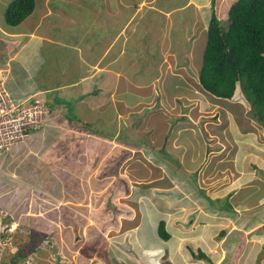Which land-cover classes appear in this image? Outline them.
Instances as JSON below:
<instances>
[{"label":"crops","instance_id":"0c3cea01","mask_svg":"<svg viewBox=\"0 0 264 264\" xmlns=\"http://www.w3.org/2000/svg\"><path fill=\"white\" fill-rule=\"evenodd\" d=\"M62 1H67L65 16L63 4L58 3L52 7V4L48 5V0H41V5L38 7V0H36L32 14L20 24L11 26L5 21V11L12 0H0V69L7 75V85L16 97L37 94L51 107L48 123L44 128L34 132L24 144L16 145L0 155V168H2L0 172L3 173L0 174V201H2L0 223H2L1 220L7 222L9 219H14L15 221L25 213L27 216L30 214L35 216L34 223L39 228L54 226L59 222L63 227L76 226L74 231L79 234L83 233L86 226L87 233L93 238L87 241L82 237L80 243L79 240H75L73 235V242L76 244L78 254L75 256L76 264H106L107 261L108 264H113L115 261H119L117 258H127L128 256H131L128 258H132L134 255H129L126 249L131 250L132 253L139 252V254L144 253L143 251L153 252L157 249L165 251L166 245L157 241L156 236H150L147 232V221L152 222L153 216L157 213L163 214L164 212L167 219L171 214V207L168 206L169 200L165 198V195L170 190L171 186L169 185L173 183L167 184L165 179L175 178L179 175L182 182L187 178L182 175L181 170L177 169L176 172L172 173L165 163V160L168 161L166 156L160 155L168 154L169 147L177 146L173 144L175 141H181L186 147L187 144L182 137L179 139L183 133L179 134L177 128L180 121L176 114L180 107L177 103L183 104L185 98L188 103L191 97L183 93H175V101L166 103L167 108L161 110L163 116L161 120L159 118L155 121L156 127L153 124L148 125V118L145 121L147 122L145 126L136 125V118L130 117L132 115L131 109L139 103L137 106L139 111H146L148 117L155 116V112L158 107H161L162 102L161 96L156 100L157 94L161 93L160 90H164L168 76L172 77L167 69L171 57L165 54L168 53L165 52L166 49L170 48V45H176L182 41H189L190 45L197 44V36L189 35L187 40V37H176L173 30L178 24L181 25L179 18L186 17L187 8L191 7L200 20L198 32L206 31L211 16L212 0H182V3L174 4L175 8L170 9V12L161 10L163 7L171 5L169 0H154L153 3L149 0ZM155 2L159 5L163 4L160 6L161 9L157 10L158 12ZM208 5L210 8H207ZM160 13L173 17L172 20L169 17L164 23L167 25L166 30L162 25L156 31L154 30L155 24H159L161 17L164 16ZM157 14L160 16L156 17ZM200 14L204 20L207 19L206 22L204 21L205 26ZM55 15L60 17V21L55 18ZM175 18L177 19L175 20ZM171 27L173 28L171 29ZM101 28L104 30L102 34ZM149 36L161 39L160 45H154L155 43L153 44L152 41L148 40ZM178 47V49L187 48L182 45H178ZM129 53L132 54L131 64L135 67L138 66L136 70L140 74L136 78L139 81L138 85L127 77L128 72L123 67L127 64L125 60L128 59ZM184 53L179 56L178 66L185 65L184 62L188 64V61L183 59L186 57ZM189 56L190 54L187 55V57ZM190 65L191 68L192 66L196 67L194 62H190ZM193 70L198 77L199 69ZM175 81L179 88L180 83ZM131 85L142 90L141 101L138 97V101L135 103L123 100L125 92L131 90ZM188 85L191 89L193 88L197 95L205 97L201 89L198 91L195 90L193 84L189 83ZM149 88L153 90L157 88V94L153 95L152 98L150 95L154 91ZM162 97L164 96L162 95ZM206 98L208 99V97ZM57 99L60 100L57 101ZM156 101L160 103L156 105ZM172 103H176V109H170L169 105ZM233 114L236 117V113L233 112ZM170 120L172 121L171 125L169 124ZM185 120L187 119L185 118ZM66 126L70 130V135L62 138L61 130ZM167 126L170 130H174V133L165 135L163 128L167 130ZM254 127L246 126L238 129L241 133L238 134V140L241 142L240 147L237 148L239 152L236 153V151V154H233L232 151L227 157V164L228 166L239 164L240 169L237 170L238 173L232 169L233 176L229 181L223 183L222 190L214 192V184L212 185L213 195L210 196L215 200L214 204H217H211L209 200L195 192L198 207L202 205L198 209L200 216H198L199 220L197 221L205 225L206 231L202 233L203 230H198V234H193L192 239H189L188 232V235L186 233L180 234L181 238L177 237V239H182L180 245L191 240L195 247L200 248L210 259L213 258L212 250H206L204 247L206 243L212 242V240L207 239L209 232L207 228L210 227L208 221L210 218L225 217V221L222 223L215 219L219 222H215L217 225L215 230L220 232L219 254L222 256V262L264 264V128L261 129L263 131L261 135L257 132V126ZM77 131H81L83 134L78 133L80 134L78 136ZM87 132L92 137L88 138V141H91L90 151L96 153V158L99 159L96 162L89 161L91 162L90 166L106 165L108 161L111 162L109 170L118 172L116 162L118 157L111 155L110 150H107L109 147L106 148L104 143L119 141V143L130 146L135 151L139 145H145V151L148 153H146V157H149L152 166L149 167L155 170V179L147 180L145 185L135 184L133 186L135 188L129 190L131 194L134 191L132 200L122 197L123 193L129 194L130 192L113 190L114 195L121 197V211L118 213L121 215L125 211L124 213L131 222L124 230V235L117 240H110L109 236L102 232L100 225L105 224L99 221L108 215H115L113 210L116 209V203H113L115 199H112L111 195L107 197L110 201L109 208L108 206L103 207V209L102 207L95 208L93 204H86L76 207L73 212L63 211L64 209L67 210L66 207H63L64 203L75 197L73 196L75 187L67 186L62 189L60 182L62 176H57L60 173L55 172L57 170L56 164L62 157L59 152L63 149L60 147H65V144L71 147V149L68 147L67 157L71 160L70 163L74 162L76 169H69L67 176H72L75 174V170L79 172V167L73 160L74 156L80 158V162H83L85 157L84 154H81L82 152L77 151L75 145L80 146L85 138L89 137ZM94 135L95 138H93ZM136 137L144 138L145 142H137ZM237 144L239 145V143ZM102 147L106 150L104 152H108V154L103 155L101 153ZM172 149L174 148L172 147ZM70 150H73L72 154H70ZM179 150L180 148L173 151ZM74 152L79 154L76 155ZM181 152L186 154L187 162H184L186 163V165L184 164L186 170L194 172L206 168V162L205 164L200 162L203 159L207 161V150L203 151V145L201 151L194 153V157L189 154V150L179 151V153ZM190 156L191 158H189ZM181 163L183 164V162ZM188 163L194 164L188 166ZM93 171L86 172L83 167L80 169L82 176L87 178L90 176L96 178V175L92 176L91 174ZM118 176H123L122 172H112L110 175L107 173L99 174V177L104 179L117 178ZM197 180L199 182L198 177ZM105 185L106 183L104 184L100 180H94L91 183L84 182L82 187L78 185L81 192L77 194L85 197L90 193V190L95 194L96 192L101 193L98 191L105 189ZM184 189H187V184L174 191L178 195L177 198L183 195ZM155 190H157L158 195L155 194ZM21 194L29 196L28 203L23 210L15 211L16 205L9 203L10 198ZM208 194L211 193L208 192ZM225 198L231 201L234 211L223 209L220 211L218 200ZM41 199L47 201L45 205L41 203ZM145 200L150 201V207L143 205ZM152 200L156 202V205L151 202ZM183 203L184 207L187 200ZM167 219L163 220L166 221L167 229L171 233L169 238L171 240L173 234L169 230ZM80 226L82 227L80 228ZM212 228L214 229V226ZM69 230L66 229V242L60 245L63 248L61 256H65L70 260L71 263L69 264H73L69 243L72 241L71 235L74 231L73 228L70 232ZM248 232L263 235V237L258 241L257 237L252 239L247 236ZM144 239H150L152 244L143 246L142 241ZM197 239L201 241L196 242ZM108 241L128 243L130 246L128 248L118 247V245L111 247L106 243L107 250L103 249V245H105L103 242ZM228 242H230V248L227 247ZM88 243L89 245H87ZM198 243L200 246H197ZM192 244L190 246L194 254L195 247ZM112 248L114 255H112Z\"/></svg>","mask_w":264,"mask_h":264},{"label":"rangeland","instance_id":"374dc122","mask_svg":"<svg viewBox=\"0 0 264 264\" xmlns=\"http://www.w3.org/2000/svg\"><path fill=\"white\" fill-rule=\"evenodd\" d=\"M48 1H49L48 5L52 4V7L56 6L58 3L63 4L65 7L63 9L64 16L66 15L65 10L67 6V1H62V0H48ZM149 1H151V3L154 2V0H149ZM213 1H214V6L217 8V12L219 14V19L221 20V24L224 26H228L229 8L237 0H213ZM182 2H183L182 0H169V3L171 5L168 7H163L162 9L160 8V6H162L163 4L159 5L157 2H155L157 3L155 4L157 7L156 11L157 10L159 11L161 9L162 11L170 12V9L175 8L174 4H178ZM39 5H41V0H38V7ZM207 8H210V6L208 5ZM186 11H187L186 17L179 18L180 19L179 23H181V25L178 24L177 26H175L173 33H175L176 37L178 36L183 37V38L187 37V40L189 38V35L197 36V40H196L197 44L195 43V45H190L189 41L188 42L182 41L176 45L172 44L169 46L170 48L166 49L165 52H168V53H165V54L168 55V57L169 56L171 57L169 61L170 64L167 66V69L170 71L169 73L172 74V77L168 76L167 85L164 87L163 91L160 90L161 93L157 94V88L156 90L149 88L154 91V92L150 91L153 93L152 95H150L151 98L153 95L157 94L156 100H158V97L161 96L160 97V100L162 101L160 104L161 107L157 108V111L155 112V116L148 117L146 111L141 112L137 109V106L139 104L138 103L131 109L132 115H130L132 119L138 118V120L135 119V124L138 126H145V124L147 123L145 122L147 118L149 119L148 125L153 124L155 126V121L159 118L161 120V117L163 116L162 115L163 111L161 110H163V108H167L166 103L170 101H173V102L175 101V93H179V94L183 93L191 97L189 98V101L187 100L188 103L186 102V98L184 99L185 102L183 104H181V102L177 103L179 104L178 106L180 107L178 109V113L176 114L178 115V117L180 118L179 120L181 121V122L179 121L177 128L179 130V134L183 133L181 134L179 139L182 137V139L187 144L186 147H184L181 141H175L173 144H176L177 146H172L174 149H172V147H169L168 154L166 153L164 155L159 154L162 157L166 156V159L168 161L164 159L165 163L170 168L172 173L176 172V170L178 169L179 171L181 170L182 175L186 176L187 178L185 181L183 180L182 182L179 179V175L175 178L165 179V182H167V184H171V182L173 183L169 185L171 186L170 190H168L167 194L165 195V198L169 200L168 206L170 205L171 207V214L167 219V215L164 212L163 214L157 213L155 216H153V220H152L153 223L150 221H147V230H148L147 232L150 234V236H153V235L156 236L158 238L157 241H160V243L161 242L164 243L167 249H165V251L157 249V250H154L155 252L154 251L153 252L143 251L144 253H140V254L139 252L132 253L131 250L126 249L129 255H134L136 257L133 256L132 257L133 259L128 258L131 256H128L127 258H117L120 262L115 261L113 264H138L137 262H139L140 264H223V263L231 264V261H229V263L222 262V256L219 254V251H220L219 233L220 232L219 230L217 231L215 230V227H217L215 223L217 222L216 220L222 223L223 221H225L224 220L225 217L215 218L216 220L213 218H210L208 221V226L210 227L207 228V230L209 231L207 235V239L212 240V242L206 243L204 247L206 250L207 249L209 251L212 250L213 252L212 254L213 258L210 259L209 257L210 260H207V258L204 256H198L201 250L200 248L195 247V245L191 243L192 242L191 240H188V242H185L180 245L181 240H182L180 239L181 238L180 234H183V233L187 234L188 232L190 236L189 239H192L191 237L193 236V234L195 235L198 234V230H203L202 233L206 231L205 225H203L202 222L200 223L199 221H197L199 220L198 216H200V211H198V209H200L202 205L198 207V199L195 197V192L201 195L203 198L209 200L211 204L216 205L217 203L214 204L215 200L211 198L210 196V195H213L212 185L214 184V192L220 189L222 190V186H224L223 183L226 181H229L230 178H232L233 176L231 173L232 169H234L235 173H238L237 170L240 169L239 164L236 166L234 164L228 166L227 164L228 155H230L232 151H233V154H236L239 152V149L237 150V148L240 147L241 142L240 140H238L239 139L238 134H241V133L239 132L238 129L239 128L241 129V127H246V126L254 127L256 125L257 132H259L262 135L263 127L259 122L256 121L255 117L253 116L251 112V106L245 100L243 93L240 92L241 89L239 85H238V89H236L235 91L232 101L240 102V103L242 102L245 105V110H244L245 116H243L242 118L238 117L237 115L235 117L233 112L230 109H228L225 105H222L219 102L212 103L213 100L211 98L207 99L206 98L207 96L200 97L199 95L196 94L193 88L191 89L190 86L188 85L189 83H191L193 84V87L195 88V90L196 89L198 91L200 90L198 77L196 76V73L194 72L193 69L198 68L200 70V66L203 60V50H204V46L207 40V32L205 30H202L203 33L198 32V29L200 27V20H198L197 15L195 14L194 11H192L191 7L187 8ZM160 14H163V13H160ZM163 15L164 16L161 17L159 24L157 25L155 24L154 30L157 31L158 27L162 25H163L162 27L164 28V30H166L167 25H164V23L169 19L170 16H167L166 14H163ZM159 16L157 14L156 17H159ZM172 17L173 16L171 15L170 17L171 20H172ZM55 18L58 21H60L59 16L55 15ZM200 18L203 20V24L207 21L206 18L204 20V17L202 15L200 16ZM176 19L177 18H175V20ZM151 22H152V19H151ZM172 28L173 27H171V29ZM103 31H104L103 28H101V34L103 33ZM148 38H149L148 40L152 41L153 44L155 43L154 45H160L161 43V39L157 37L152 38L149 36ZM178 45L186 46L187 48L178 49L179 48ZM182 53L186 55V57H184L183 59L187 60L188 64H186L187 62H184L183 64L185 65L178 66L179 65L178 62L180 58L179 56ZM188 54H190L189 57H187ZM131 56L132 54L129 53L127 57L128 59L125 60L127 64L123 65V67L126 70V72H128L127 77H129L135 84H137L139 81H137L136 78L140 76V74H139V71H136L138 66L135 67L131 64L132 62ZM190 62H194V65L196 67L192 66L191 68ZM175 80H177L178 83H180L181 86L179 88H178L179 85L177 84ZM185 81L187 84L185 83ZM91 84L92 82L90 83V85ZM130 88L131 90L129 91L127 90L125 92L123 96V100L126 102L131 101V103H135L138 101V98H139V100L141 101L142 90H138L132 85ZM135 91L136 93H134ZM126 95H128V97H126ZM162 95L164 97H162ZM42 96L44 97V94ZM59 100L60 99H57V101ZM158 103L160 102L158 101L155 102L156 105ZM175 104L176 103L170 104L169 105L170 109L171 108L176 109L177 107ZM234 107L237 111H240V107L238 105ZM183 108L184 109L188 108V109L185 111ZM173 111L175 112V110ZM184 117L187 120H185ZM171 123L172 121L170 120L169 124L171 125ZM169 126H167V130L163 128V132L165 135L171 132L174 133V130H170ZM81 131L84 132L85 130H81ZM81 131H77L76 134L78 136H80V134L82 135L83 133ZM61 133H62L61 137L66 138L65 136L70 135V130L67 129V126H66L65 128H63V130H61ZM89 134L90 133H88L87 135L89 136ZM83 137L85 138L86 136H83ZM88 138H92V137L91 136L86 137L84 142L81 143L80 146L75 145L77 151L82 152L81 154L82 155L84 154L85 157L83 158V162H80V158L78 159L74 156L73 160L76 161L75 163L79 167V172L75 170L74 172L75 174H72V176H67L68 175L67 171L69 169L70 170L76 169V167H74L75 165L74 162L70 163L71 160H69L67 157L68 147L70 146L65 144V147L64 146L60 147V149H63L64 151L62 150L59 152L62 157L58 160L56 164L57 170L55 172L57 174L60 173L57 176H62L61 181H60L62 183V189H65L67 186L75 187V191L73 192V196L75 197L71 198L69 202L64 203L65 205L63 207H66L67 210L64 209L63 211L73 212L76 207L78 208V206L86 205V204H93L95 208L102 207L103 209V207H107V206L109 208L110 201L108 200L107 197L111 195L112 199H115L113 200V203H116V209L113 210L115 215H112V216L108 215L100 219L99 221L105 224V225H100L102 232L105 233V235H108L110 240L111 239L117 240L122 235H124L125 233L124 230L126 229V227H128L127 225L130 224L131 222L130 220H128V216L126 215V213H124L125 211L121 215L118 213L119 211H121L120 208H121L122 203H121V197L116 194L114 195L115 189L116 191L121 190V192H126V191L130 192L129 190H133L135 188V187L133 188L135 184L140 185V186L145 185L147 180L150 181L151 179H155L154 177L155 170L154 169L152 170L149 167L151 166V162H149V157L148 158L146 157L147 151H145L146 150L145 145H139L137 147L138 149L135 151L130 146H125L123 143H119V141H113L110 143L106 142V144L104 143L106 148L109 147L107 149V150H110L109 153L111 155H114L115 157H118V160L116 161L118 164V172L109 170L111 167V162H108V161L106 165L99 164L97 167L90 166L91 162L89 161L96 162L99 159L97 160L96 153L90 151L91 141H88ZM93 138H95V135ZM136 139H137V142H145L144 138L142 137L141 138L136 137ZM237 143H239V145ZM92 144H94L93 141H92ZM99 145L101 146L100 143ZM202 145H203V151L207 150L206 152L207 161L206 159H203L200 162L202 164H205L206 162L205 164L206 168L204 167L200 169V171L197 170L194 172H192L191 170H186L184 166V164L186 165V163L184 162H187L186 154L182 152L179 153V151L189 150V154L192 155V157H194V153L202 150ZM261 146H263L262 143H261ZM179 148H180L179 151H173ZM101 150H102L101 153H103V155L108 154V152H104L106 150H104L103 147L101 148ZM72 152L73 150H70V154H72ZM77 153L78 152H74V154L78 155L79 153L78 154ZM101 153L99 152V154ZM189 158H191V156ZM181 162H183V164ZM193 164L194 163H188V166H192ZM82 167L85 169L86 172L94 170L93 172H91V174L92 176L96 175V178H91V176L89 178L82 176L80 172V169H82ZM0 171H2V168H0ZM112 172H116V173L122 172L123 176H120V177L118 176L117 178L110 177L108 179L99 177V174L103 175L107 173L110 175ZM0 174H3V173L0 172ZM197 177L199 179V182L197 180ZM51 179L55 180L54 178H51ZM94 180H100L102 181V183L104 184L106 183L105 185L106 188L103 189L102 191H98L101 193L96 192L95 194V192H92V190H90V193H88V195H85V197L81 196L80 194H77L78 192H81V190H79L78 188V185L81 186L84 182L91 183ZM184 184H187V189H184L183 195L180 198H177L178 195H176L174 191L182 187V185ZM202 186L205 188H203ZM208 192L211 194H208ZM132 194H134V191ZM132 194L131 192L129 194L123 193L122 197L124 196L126 199H131V197L133 196ZM155 194L158 195L157 190H155ZM144 197H146L145 194H144ZM28 199H29V196H27L26 194H21L20 196L19 195L12 196L10 198L9 203H13L14 205H16L14 208L15 211L19 209L23 210L25 205L28 203L27 202ZM185 200H187V203L183 207L184 205L183 202ZM46 202L47 201L45 199H41V203L43 205H45ZM151 202L154 205H156L155 201L152 200ZM1 204H2V201H0V205ZM143 205L150 207L151 204H150V201L145 200ZM34 218L35 216L32 214L27 216V214L23 213L17 220L13 221L10 224V226L8 225L6 221L1 220L2 223H0V264H26V261H28L31 264H69L71 263L70 260L67 259L65 256H61L62 254L61 252L63 251V248L60 245L66 242V239H67V236L65 237L66 229L67 228L70 229L69 230L70 232L71 229L73 228V231H74L76 226L63 227L62 225H60L59 222H57V225L43 226V228H39V227H36V224L34 223ZM165 218L168 220L167 223H168L169 230L173 234V237L171 240L170 239L164 240L158 235L159 221ZM213 226H214V229L212 228ZM81 227L82 226H80V228ZM78 230H79V226H78ZM17 231H20L22 233L23 238L26 237V239L20 241V244L14 242L15 236L18 235ZM75 232L76 231L72 233L71 235L72 241L71 243H69V248L72 252L73 264H76L77 259H75V256H78L77 251H76V244L73 242L74 236H75V240H79L80 243L82 241V237L83 239H87V241L90 238H93L90 236V234L87 233L86 226L83 229V233L76 234ZM186 234H185V237H187L188 235ZM254 234L248 232L247 236H249L252 239L257 237L258 241L260 240L261 237H263V235L260 236V235H257V234L254 235ZM29 235H32V238H29L28 237ZM45 236H48L47 239H45L46 238ZM177 237H180V238L177 239ZM28 239H30V241ZM27 241L29 242L30 246L26 244ZM109 241L105 243L103 242V244H105L103 245V249H106L107 247L106 243H108L111 247H114V245H118V247L128 248L130 246V244L128 243L126 244V243H119L118 241H113V242H109ZM200 241H201L200 239L196 240V242H200ZM48 242L50 243V245H48ZM36 244L39 245V248L37 250L36 248L31 249V247ZM150 244H152L150 239H144L142 241L143 246H148ZM191 244L194 245L195 247L194 254L192 252L193 249L190 246ZM87 245H89V243ZM229 245H230V242L227 243L228 248H230ZM197 246H200V243H198ZM21 249H22V252L24 249L25 257L23 258L17 257V259L12 260V257L15 255V253L17 251H20ZM168 249L170 250L168 251ZM111 251H112V255H114L113 248L111 249ZM106 264H108V261L106 262Z\"/></svg>","mask_w":264,"mask_h":264},{"label":"trees","instance_id":"16d2710c","mask_svg":"<svg viewBox=\"0 0 264 264\" xmlns=\"http://www.w3.org/2000/svg\"><path fill=\"white\" fill-rule=\"evenodd\" d=\"M35 6L36 0H12L5 11L6 23L11 26L20 24L32 14ZM206 32L207 40L198 75L199 86L204 96L225 105L242 118L245 116V105L232 101L239 85L245 100L251 106L253 116L264 128V0L234 2L228 11V26L221 24L212 0L211 16ZM236 105L240 107V111L235 109ZM218 201L220 211L235 210L228 198ZM13 221L14 219H9L8 225L10 226ZM17 233L14 242L20 244V241L26 237L23 238L20 231ZM158 234L164 240L171 237L163 219L159 221ZM28 237L32 238V235ZM26 244L30 246L28 241ZM38 244L31 249L37 250ZM21 250L15 253L12 260L25 257L22 255L24 249L23 252ZM198 256L210 260L203 251H200Z\"/></svg>","mask_w":264,"mask_h":264},{"label":"built area","instance_id":"2783aa9c","mask_svg":"<svg viewBox=\"0 0 264 264\" xmlns=\"http://www.w3.org/2000/svg\"><path fill=\"white\" fill-rule=\"evenodd\" d=\"M50 112V105L35 94L16 97L0 69V155L44 128Z\"/></svg>","mask_w":264,"mask_h":264},{"label":"clouds","instance_id":"9594fccd","mask_svg":"<svg viewBox=\"0 0 264 264\" xmlns=\"http://www.w3.org/2000/svg\"><path fill=\"white\" fill-rule=\"evenodd\" d=\"M240 87V86H239ZM236 89H238V86H237V88ZM241 89V88H240ZM240 92H242V91H240ZM31 95V94H30ZM35 96L36 97H39L37 94H35ZM41 98V97H40ZM242 103V102H241ZM43 248V247H42ZM26 264H31V263H29L28 261H26Z\"/></svg>","mask_w":264,"mask_h":264},{"label":"bare ground","instance_id":"6f19581e","mask_svg":"<svg viewBox=\"0 0 264 264\" xmlns=\"http://www.w3.org/2000/svg\"><path fill=\"white\" fill-rule=\"evenodd\" d=\"M158 73V72H157ZM17 237V236H16ZM22 251V250H21ZM24 253V252H23ZM22 255H24V254H22Z\"/></svg>","mask_w":264,"mask_h":264}]
</instances>
